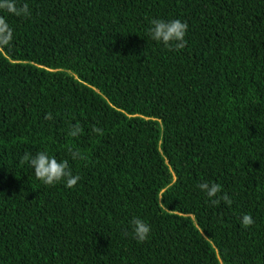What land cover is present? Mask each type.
I'll return each instance as SVG.
<instances>
[{
	"label": "trees",
	"instance_id": "obj_1",
	"mask_svg": "<svg viewBox=\"0 0 264 264\" xmlns=\"http://www.w3.org/2000/svg\"><path fill=\"white\" fill-rule=\"evenodd\" d=\"M14 4L30 15L0 9V264H264V0ZM153 19L186 22V46ZM41 151L75 187L20 163Z\"/></svg>",
	"mask_w": 264,
	"mask_h": 264
},
{
	"label": "clouds",
	"instance_id": "obj_2",
	"mask_svg": "<svg viewBox=\"0 0 264 264\" xmlns=\"http://www.w3.org/2000/svg\"><path fill=\"white\" fill-rule=\"evenodd\" d=\"M0 9H6L10 13L20 15H30L28 7L25 4L19 10L14 4V0H4L0 3ZM151 27L149 28V34L154 41L160 42L163 45L172 49L173 45L175 50L183 49L186 46L185 36L188 30V24L180 19H174L171 21H165L163 19H153L150 21ZM12 39V29L7 24L3 17H0V46L7 45ZM52 114L47 113L45 115L46 120H51ZM83 129L79 124L73 126L72 131L69 133L71 136H76L81 133ZM93 131L99 134H103V130L98 127H93ZM72 158L75 160L78 157L83 158L79 151L71 153ZM20 163H28L34 170L35 177L42 181L45 185H55L63 181L67 188H73L77 182L81 179L79 175H73L69 163L67 160L58 162L54 157H50L46 152H38L35 156L26 152L20 159ZM199 188L205 190L208 197L211 199L212 204H219L223 200L229 206L232 204V200L225 193L223 196H218L221 192V185L208 182L198 185ZM134 238L137 242L143 243L149 239L151 228L140 218H133L131 221ZM242 224L245 227H250L254 224V220L251 215L244 214L242 217Z\"/></svg>",
	"mask_w": 264,
	"mask_h": 264
}]
</instances>
